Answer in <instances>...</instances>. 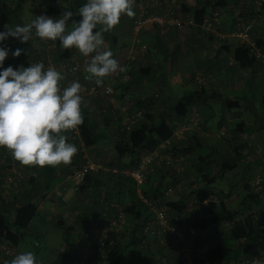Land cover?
Here are the masks:
<instances>
[{"label": "trees", "instance_id": "16d2710c", "mask_svg": "<svg viewBox=\"0 0 264 264\" xmlns=\"http://www.w3.org/2000/svg\"><path fill=\"white\" fill-rule=\"evenodd\" d=\"M251 1L183 0L179 8L182 12H193L195 24L192 27H201V29L203 28L205 20L207 18L213 20L214 13L218 12L221 18V24L218 27L214 26L219 28L223 23L222 20H224V18L222 19L223 11L231 12L236 6L240 7L237 16L245 12L248 6H251L252 12H255L254 14L257 17L258 13L255 9L256 3ZM24 2L25 0H17L15 3L9 4L3 0L0 3V31L4 30L6 25L11 26L17 24ZM84 2L85 0L66 1L68 6L65 7L74 13V16L68 22L69 24L72 25L71 20L79 19L76 12ZM57 5L56 1L51 2L49 4V10L52 13L58 12L59 15L63 12L64 7H60L61 5L58 7ZM263 8L264 4L262 5ZM230 14L233 16L232 13ZM263 14L262 16L258 15L259 19L264 17ZM131 31L136 35L133 32V28ZM141 32L136 35V38L140 37ZM105 35L109 36L110 34L106 32ZM258 35L261 38L264 37L262 33L253 31V36L257 41H259ZM36 40L38 43L34 40L21 42L17 38L9 37L3 41L0 46L5 48L9 46V54L5 58L4 67L9 65L13 67L19 65L29 66L31 63L30 58L32 61L39 57H49L43 53L45 49L41 48V44H46L47 42H43L39 38H36ZM222 41L227 44L226 39H222ZM55 42L57 44V52L60 54L59 59L55 60V62L61 65L63 59H68L72 55V48L64 49L61 47L59 40ZM111 42H114V40H111ZM142 44H144L142 40L137 43L135 39L134 50L128 54L129 63L131 64V61H133L136 65L132 66L134 71H128L133 76L126 81L123 88H121L122 84L115 86L110 82H103V84H109L113 87L115 90V99L119 103L132 105L135 107V111H141L140 118L129 128L123 125V113L120 112L121 109L116 108L115 112L111 111L113 108L112 105H109L111 102L98 90L96 95H94L100 97L101 103L97 108L100 109L102 107L103 109L108 105L107 110L96 113L95 116L92 115L91 98L82 95L83 123L76 129L63 133L70 142L76 145L77 152L73 156L70 164L62 165L64 167L63 171L66 172L63 174L65 183L62 188L67 186L69 188L73 187L80 194L88 193L90 196H95L97 204L101 207L93 209L92 206L89 207V204L88 208L86 206L82 207L76 213L78 215L76 216L74 224L67 222L62 216L56 221H53L58 227L60 226L64 230L63 246L54 264H81V259L86 249L84 248V238L79 239V236H83L86 232H89V237H91L95 233V228L98 227V222H103L108 219L102 216L101 213L111 215L113 212L116 214L123 212V219L126 218L129 221V230L121 231V222L117 220L115 225L104 232L105 237H103L102 242L97 238L98 243L95 247H91L92 252H89L84 259L85 264H92L93 262H97V264H145L147 261H149V264H184L177 250L176 252H171L177 261L169 260L167 258L169 251H165L166 245L161 242L159 244L162 250H150L152 242L158 241V239H150V237L142 233V223L151 221L155 216V211L149 203L150 200L167 207V213L172 218V222L177 228L183 229L186 242L192 244L195 248L192 255L197 262L196 264H248V262H251L250 260H253V257L249 256L250 254L247 257L244 255V252L247 254L251 245L243 249L238 242L247 239L252 240L259 234L263 235L264 239V226L263 228L260 227L258 220L254 217L255 214L249 208L250 204L255 203L253 202V198L259 197V193L253 191L247 194L249 200H246L245 207L248 208L244 210L237 209L235 205L228 206L226 201L221 197H218V201L215 200V193L213 191L214 183L223 173L238 168L239 160L225 157L222 160H212V162H209L203 159L194 167L195 161H192L193 164H191V160L187 155V152L191 151L190 141L187 139V131H184L183 137H177L176 135L177 131L191 122L192 114L196 113L194 110V107H196V98L201 93L207 91L206 82L203 83L199 79V87L192 90L189 94L183 95L176 101L167 97L161 89L157 90L156 94L153 93L146 96V99L143 101H125L121 99V93L119 91H122L123 95H126L128 86L138 81L135 78L136 75L138 77L154 75V68L158 71V60L154 61L155 64L151 63L152 65L144 67L136 63L138 58L134 53L135 50H141L143 53L150 52L149 45L147 44L146 49H140ZM224 45L222 47L231 48L228 45ZM261 45L264 48V42H261ZM113 47L112 43V52H114ZM17 48L22 49L21 54L19 56H13L12 52ZM230 51L232 52L233 63L236 66L254 68L255 71H261L258 68V58L255 52H251L247 43L236 44ZM261 68L263 69L262 75L264 79V66ZM159 69L161 70L162 68ZM62 82L60 81L61 86L66 87L72 81L69 82L65 76ZM99 86L102 87L101 85ZM211 94L217 98L222 97V94L217 89H213ZM92 99L94 98L92 97ZM222 100L225 106L231 109L236 108L241 102L248 101L243 96L224 97ZM262 100L263 108L260 110L262 112L259 118L256 113L257 111H255V117L251 116L250 118L257 122L260 121L261 128L264 129V95L262 96ZM251 102L253 103V100ZM248 104L249 101L247 102ZM197 113L198 120L193 128L196 133H203L205 131L204 125L206 118H203L200 111ZM245 122L244 119H241L239 123L236 122L235 127L231 124L229 127L234 128L237 132H241ZM110 126L115 128L114 135L113 130H110ZM111 135H113L114 140L111 146L113 160L108 164L92 160L91 156L93 157V154L88 149L92 150L102 145L110 144L112 142ZM158 150H161L163 153H170L173 161L169 165H166L164 162L156 164L153 160L152 170V164L149 167L150 169H142L145 174V182L142 184H138L130 174H125L121 171L113 172L111 170L112 167H117L120 170L137 168L145 154H152ZM127 153H131L130 158L123 160L122 156ZM0 160H2L0 164V225H5L7 228V231L3 233L2 241L11 244L17 249V246L26 240L29 233L32 234L29 215L33 207L31 203L40 200L46 195L45 190L51 187L53 179L57 177L58 166L41 167L22 165L12 158L9 150L3 147H0ZM87 160L93 161L96 164H104V166L102 168L89 169L85 173L83 180L76 183L73 177L70 176H73L74 171L79 170ZM209 163H213L218 168L217 172L211 174L213 166L212 169L209 168ZM248 163L252 162L249 161ZM9 166L23 173L21 182L18 184L12 182V186H9L5 180L7 176L6 171ZM186 182H188V185H186ZM261 183L264 184V180ZM139 190H141V193ZM175 192L177 193L176 198L173 197ZM106 211L111 212V214ZM241 212L243 214L240 215ZM175 215L178 217L176 218ZM225 221H228L229 225L227 226V233L223 234L220 233V228ZM101 229L102 227H100L99 233L103 231ZM189 231L193 234V239H191ZM34 234L39 235L36 232ZM126 236L128 238H125ZM214 238L217 239V242ZM127 254L129 255L128 260L126 258ZM6 257L8 256H0V258Z\"/></svg>", "mask_w": 264, "mask_h": 264}, {"label": "crops", "instance_id": "0c3cea01", "mask_svg": "<svg viewBox=\"0 0 264 264\" xmlns=\"http://www.w3.org/2000/svg\"><path fill=\"white\" fill-rule=\"evenodd\" d=\"M2 1L3 0H0V3ZM4 1L11 2L9 0ZM54 1H56V4H59L66 3L67 0H35L36 3L42 5L44 12H48L49 16H54V14L49 10V4ZM11 3H15V1ZM140 5H146L151 10V12H159L166 17L176 14L177 12L181 14L186 13L188 15H193V12H179L177 9L175 11L176 6L173 3L159 5L157 0H133L132 8L135 14L138 11ZM230 13H232L233 16H231ZM254 13L255 12H252L251 10V6H248V8L245 9V12H243L241 15L239 14V16H237L238 12H224L223 23L219 28L216 27L217 30L214 28V25L207 27L204 25L202 29L201 27L197 28L194 26L191 28H162L158 24H149L145 26L142 30V35L139 38L144 43L149 45L150 52L143 53L141 50H135L134 53L138 58L136 63H139L140 66L144 67L147 65H152L151 63L155 64L154 61L158 60V71L156 68H154V75H144L143 77H138L136 75L135 78H137L138 81L128 86L126 95H123L122 91L118 90L121 93V99L125 101H143L146 99V96L153 93L156 94L155 89L163 90L166 96L174 101L178 100L182 96L176 93H174V95L168 96L166 93V85L168 84L169 80H167L165 70H160L159 68L173 66L174 62L179 60L181 57V61L184 63L180 66L184 68L189 66L193 69H191L190 73L186 71L182 73L183 75L181 76L183 77V83L191 81L197 85L195 87L197 88L199 87L198 80L204 78L205 82L207 83L206 87L210 86V89L208 88L205 93H201L200 96L196 98V107H194V110L196 112L200 111L203 115V118H206V123L204 125L205 131L203 133H196L191 123L187 124L185 131H187V139L190 141L191 146V151H188L187 155L191 160V164H193L192 161H195L194 167H196L198 162L202 161L203 159L208 160L209 162H212V160H222L225 157L239 160V167L236 168L238 170L236 171L235 169L223 173L222 176L219 177V181L221 182L220 187L215 185V183H217L216 180L213 189L214 193H218L220 196L223 194V199L226 201L228 206L235 205L237 206V209L246 208V200L248 199L247 194L253 191L258 192L259 197L253 198V202L255 203H252V206L264 207V184L261 183L264 180V129L261 128V126H258V122L254 119L246 120L245 118H241L243 112L245 111L251 112L253 110H257V107L260 108L259 110L263 108L262 96L264 95V79L262 75L263 69L261 67L264 65L262 63L263 61L258 59V68L261 71H255L254 68L251 69L236 66L233 63L232 52L230 50L233 48V46L240 43V39L236 37H229V34H231L234 30H237L236 26L242 22L251 23L253 31L256 33H262L263 36L264 17L259 19V16L257 15L256 17ZM135 14L132 16H128L126 14L130 31L132 29L133 18L136 16ZM236 16L237 18L235 19ZM220 32H223L228 36L226 39L227 44L220 38ZM103 35L105 47L111 49L113 43V55L117 60H122L123 53L120 51L128 50V54L132 52L129 50H132L135 40L129 43L127 41L118 42L117 38L111 34L107 36L105 33H103ZM263 39L264 37L261 38L258 35V40L260 42H264ZM111 40H114V42H111ZM41 45V48L45 49L43 50V53L46 56L51 57L53 60L59 59L60 54L57 52V47H54L53 49L51 48V40L46 44L42 43ZM223 45H228L231 48L228 49L227 47H222ZM174 49H177L176 53ZM171 51H174L172 55ZM139 53H142L143 56H141ZM119 65L120 69L122 70L118 69L117 72L105 77L104 82L106 81L114 83L115 86L122 84L121 88H123L126 81L129 78L131 79L133 76L130 75L128 71H134L132 66H135L136 64L133 61H131V64L129 61H126L123 64L119 63ZM124 71L127 72V79H125L124 75L126 72L124 73ZM120 76H124V78H120ZM147 85L148 87L146 88ZM218 86H220L219 88L224 92H222L220 89H217ZM213 89L220 91L222 94V97H220L221 100L224 97L230 98L243 96L248 99L249 104L247 105L248 101L241 102L236 108L231 109L228 106H225L224 101L222 100L223 104L221 106V114H219L216 112L211 103L207 102L208 98H215L211 94ZM225 91L228 92L225 93ZM96 100L97 105L95 102L93 103V99L90 100L93 113H99V109L97 107H99L101 103L100 98L96 97ZM252 100L253 103L251 102ZM87 101L89 103L88 99ZM88 103L85 102L86 105H88ZM237 118L244 119L246 121L241 132H237V130L234 128L229 127L230 124H234L236 126V124L239 123L240 120L237 121V123L236 121L235 123L233 122ZM220 120L222 121L219 122ZM219 140L224 141V143H222L223 145L220 144ZM249 161L252 163H248ZM212 166L213 170H211V174L217 172L218 169L213 163H209L208 167L212 169ZM57 168V177L53 179V184H51V187L45 190L46 195L40 200L31 203L33 207L29 213L30 224L32 225L34 232L39 234V237L41 234L48 235L49 230L51 229L50 227L56 225L53 222L55 215L59 214V218L62 216L67 220L66 217H68L69 214L65 213L66 209L71 207L74 208V202H77V204L81 203L80 192H78L75 188H69L68 186L62 188L63 184L65 183L63 174L66 172L63 171L64 167L62 165L58 166ZM88 203L89 207L92 206L93 209L101 207L99 204H97L96 198L90 199ZM249 206H251V204ZM107 213L111 214V212ZM241 214L243 213L241 212L240 215ZM77 215H74L72 219L69 217V222H71V224H74ZM259 224L260 227L263 228L264 224H262V222ZM228 225V221L223 222L220 228V233H227ZM214 239L217 242V239ZM37 243L38 241L36 244ZM238 243H240V246H242L243 249H246L247 246L251 245L250 249L247 251L248 253L246 254L244 252V255L247 257H253L252 259L255 260V262L250 260L252 264H264L263 235L259 234L252 240L247 239ZM27 246L28 245L21 246L20 243L17 246V253L22 251H31V249ZM40 246L41 243L39 242L37 247L40 248ZM156 249L159 251L162 250L160 248V244H158ZM38 251H40V249ZM248 254L250 255L248 256ZM4 260L6 259L0 258V263L3 264Z\"/></svg>", "mask_w": 264, "mask_h": 264}, {"label": "clouds", "instance_id": "9594fccd", "mask_svg": "<svg viewBox=\"0 0 264 264\" xmlns=\"http://www.w3.org/2000/svg\"><path fill=\"white\" fill-rule=\"evenodd\" d=\"M133 0H85L77 9L79 19L71 20L72 10L59 16L41 14L29 23L6 25L0 31V45L9 37L21 42L59 40L64 49L75 48L85 58V79L101 85L104 78L120 69L110 48L105 47L103 33L111 31L122 14L134 15ZM17 48L13 56H19ZM9 52L0 46V147L10 151L14 160L27 166L68 165L77 147L63 134L83 123L81 95L78 80L62 87V73L43 61L29 66L4 67ZM3 264H42L32 251L15 254Z\"/></svg>", "mask_w": 264, "mask_h": 264}, {"label": "built area", "instance_id": "2783aa9c", "mask_svg": "<svg viewBox=\"0 0 264 264\" xmlns=\"http://www.w3.org/2000/svg\"><path fill=\"white\" fill-rule=\"evenodd\" d=\"M251 2L256 3L255 9L257 10L258 15L262 16L264 12L263 11L264 8L262 9L264 0H252ZM157 3H159V5H163V3L171 4L173 2L172 0H163V1L157 0ZM138 12L139 14L135 16L132 25L133 32L136 35L139 34L142 31V29L149 24H158L162 28L170 27L169 25H172V27L191 28L192 25L195 24V18L193 15H187V17H184L182 15H171L166 17L160 14L159 12L157 13L151 12V10L146 5L141 6V8L139 7ZM220 24H221V18L219 17L218 12L214 13L213 21L207 18L204 23L206 27L211 25H215L218 27ZM236 28L237 30H234L231 34H229V37L231 38L236 37L240 39V43H247L250 47L251 52H255L256 57L258 59H261L264 65V48L262 47L261 42L257 41L254 38L252 31V24L242 22L238 24ZM219 35L221 39H227L228 37L223 32H220ZM34 41L37 42L36 38H34ZM41 41L48 42L49 40H41ZM136 41L138 43V41H141V39L137 37ZM146 46H147L146 43H144L142 44L140 49L144 50L146 49ZM6 48L9 49V46H7ZM71 52L72 55L70 56V58L63 59V63L61 62V65H59L57 62H55V60H53L50 57H39L36 60H32V61L30 58V62L43 61L46 67L51 65L57 68L62 73L63 77L65 76L67 77V80H69V82L78 80L82 85L81 95L89 96L91 99L92 97H94V95H96L97 91L100 90L103 93V95L106 98H108V100L111 102L109 104L113 106L111 111L115 112L116 108L121 109L120 112L123 113V125H126L129 128L135 121L138 120V118H140L141 111H135V107L132 105L119 103L115 99V90L109 84H101L102 87H100L95 84L94 79L93 80L85 79V77L88 75V73H85V71L83 70V66H85V58L75 48H72ZM107 106L106 108L104 107L103 109L101 107L99 109V112H105L107 110ZM197 117H198L197 112L193 114V116L191 117L190 119L191 122L189 123H191L192 126H194L197 123L198 120ZM186 128H187V124L184 125L182 129L177 131L176 132L177 137H183ZM153 160L155 161L156 164L164 162L166 165H169L173 161V157L170 153H163L161 150H158L153 152L152 154H145L141 160V163L139 164V167L137 168H134L132 170H128V169L120 170L117 167H112L111 170L113 172L121 171L125 174H130L138 182V184H142L145 182V174L143 173L142 169L148 170ZM1 162L2 160H0V164ZM103 166L104 164L103 165L101 163L96 164L93 161L87 160L86 163L79 170H75L73 176L70 177H73V180L76 183H78L83 180L85 173L89 169L102 168ZM152 169H153V164L151 166V170ZM6 172H7V176L5 180L9 186H12V182L14 184L15 183L18 184L19 182H21L23 173L17 171L12 166H9ZM139 191L141 193V190ZM145 200L148 201L147 199ZM149 203L152 205L155 211V216L151 221L142 223L143 235L150 237V239L156 238L162 244L166 245L165 251L166 250L169 251L167 256L169 260L177 261L174 255L171 253V252H176L177 250L182 257L184 264H196L197 262L192 255L193 251L195 250L194 246L186 242L183 229L177 228V226L172 222V218L169 217L167 213V207L156 204L151 200ZM175 216L176 218L178 217L177 215ZM117 220L123 221V212L118 213L117 219H114V221L110 222L111 226L115 225L117 223ZM97 229L98 228H95V231ZM99 229L97 230L98 234L96 238L94 236L95 233L91 237H89L90 235L89 232H86L82 236L87 246L84 245L86 247V252L83 255V258L81 259L82 260L81 264H85L84 259L87 257V254L89 252H92L91 247H95V245L98 243L97 238L99 239L100 242H102L103 237H105L104 232L107 231V229L102 228L101 230L103 231L101 233L98 232ZM6 231L7 228L5 227V225H0V256L1 257L12 256L16 253L15 248L11 244L2 241L3 233H5Z\"/></svg>", "mask_w": 264, "mask_h": 264}, {"label": "rangeland", "instance_id": "374dc122", "mask_svg": "<svg viewBox=\"0 0 264 264\" xmlns=\"http://www.w3.org/2000/svg\"><path fill=\"white\" fill-rule=\"evenodd\" d=\"M9 1H11V2L15 1L16 2V0H9ZM182 1L183 0H172L173 4H175V6H176L175 10L177 9L178 11H181L179 6L181 5ZM11 2L7 1V3H9V4ZM60 4H61V6H60ZM64 5L68 6L67 3H59L57 6L58 7L59 6L60 7H64ZM141 6H143V5H140V8H141ZM212 10L214 11V9H212ZM239 10H240V7L236 6L235 9L233 11H231V12H238ZM223 12H226V11H223ZM41 14H47L48 15V12H44L42 5L36 3L35 0H25V2L23 4V9H22V11L19 14L20 18L18 19L17 24L29 23L31 21V19L34 18V16L41 15ZM53 14H54V16H59L60 15V14L58 15V12H53ZM134 14H135V12H134ZM137 14H139L138 11L136 12L135 15H137ZM172 15H182L184 17H187L188 14H186V13L181 14V13L177 12L176 14H172ZM209 17H210V15H209ZM223 18H224V16H223ZM222 22H223V20H222ZM169 26H170V28L172 27V25H169ZM67 28L71 29L72 25L68 23L67 24ZM214 28L217 30L216 27H214ZM107 33H109V34L113 35L115 38H117L118 42H121V41H125L126 42L127 41L129 43V42L134 41L136 39V35H134L130 31V29L128 27V18H127L126 14H122L119 23L117 25H115L114 28L111 31L107 32ZM141 35H142V32H141L140 36ZM56 45L57 44H56L55 41H51V48L52 49L54 47L56 48ZM127 51L128 50L120 51L123 54H122V60L118 59L119 63L123 64L124 62L128 61V58H127L128 57L127 56L128 52ZM129 51H133V48H132V50H129ZM174 51L176 53L177 49H174ZM174 51H171V55H172V53H174ZM139 54H141V56H143L142 53H139ZM117 55H118V52H117ZM181 58H179V60L174 62L173 66H166V67L162 68L163 70H165V73H166V76H167V80H169L168 84H167L168 88L166 87V89H167L166 93L168 94V96L174 95V93H176V94H178L180 96H183L184 94H189L197 86L196 84H194L191 81L183 83V81H182L183 77L181 76V75H183L182 73L184 71L190 73L192 68L189 67V66H186V68L180 66L181 64L184 63L183 61H181ZM125 72L126 71H124V73ZM126 75H127V73L124 75L125 79H127ZM124 76H120V78H124ZM200 78H202V77H200ZM200 80H202L203 83L205 82L204 78H202ZM111 84L114 85V83H111ZM198 84H200V83L198 82ZM148 85L146 86V88L148 87ZM206 86H207V83H206ZM219 87L220 86H218L217 89H220ZM206 88L210 89V86L206 87ZM155 90L157 91L158 89H155ZM220 90L222 92H224L222 89H220ZM227 92L228 91H225V93H227ZM223 96H224V94H223ZM93 98H94L93 99V103L94 102L96 103L97 102L96 97L94 96ZM214 99H216V100H214ZM214 99L208 98L207 102L211 103V105L215 108L216 112L221 114L220 111H221V106H222L223 102H222L220 97H218V98L215 97ZM96 105H97V103H96ZM82 109H83V106H82ZM259 109L260 108L257 107V110H253L252 113L245 111V112H243V115H242L241 118H245L246 120H251V118H250L251 116L255 117V111H257L256 112L257 115L260 116L262 111H260ZM258 111H259V113H258ZM95 114L96 113H94L92 115L95 116ZM239 120H241V119L237 118L233 122L235 123V121L237 122ZM232 126H235V125H232ZM258 126H261L260 121L258 122ZM110 128H111L110 130H113L112 132H113V135H114L115 128L113 126H110ZM179 134H180V132H179ZM113 135H111L112 142L110 144L108 143L106 145H102V146L97 147L96 149H92V150L88 149V151L92 152V154H93V157L91 156L92 160L97 161V162L101 161V163L103 162L104 164H108L109 162H111L113 160V152L111 150V146L113 145V142H114ZM219 142H220V144L224 143L223 140H219ZM130 156H131V153H127V154L122 156V159L123 160H127V159L130 158ZM183 156H184V154H183ZM188 164L190 165V163H188ZM237 170L238 169H236V171ZM219 180H220V178L217 179V183H215V185L216 186L218 185L220 187V185H221L220 183L221 182ZM186 185H188V182H186ZM176 192H178V190H176ZM176 192H175V194L173 196L174 198H176V196H177ZM80 196H81L80 197L81 198L80 199L81 203L77 204V202H74V204H75L74 208L71 207V208L66 209L65 213L69 214V216L66 217L67 218V222H69L70 219H72V217L74 215H76V213L78 211H80V209L82 207L86 206V208H88V204H89L88 202H89L90 199H92V198L95 199L96 198L95 196L93 197V196L88 195V193L80 194ZM218 197H222L223 198V194L220 196L218 193H215L214 199L218 201ZM249 208H251L253 214H255V216H254V217H256L255 219H257L259 221V223L262 222V224H264V207L252 206V204H251V206H249ZM242 210H244V209H242ZM101 215L105 216V218H108V219H106L103 222H98V227H96V228L102 227V228L110 229V227H111V223L110 222L114 221V219H117V214L115 212H113L111 215H108V214L104 215V213H101ZM69 217H70V219H69ZM58 218H59V214L55 215L54 221L57 220ZM120 222H121L120 230L121 231H128L129 227H130L128 219L125 218V219H123V221H120ZM50 228L51 229L49 230V234L48 235L41 234L40 237H39V235L34 234L35 233L34 230L31 229L32 234L29 233V235L26 237V240L21 243V246L28 245L27 247L31 249V251L36 255V258L38 260L42 261V264H54V261L58 257L59 252H60V250L62 249V246H63L64 230L61 229L60 227L55 226V225H53ZM97 230L95 231V234H94L95 238H96V236L98 234ZM189 232H190L191 239H193L194 238V236H192L193 234L191 233V231H189ZM125 238H128V237L126 236ZM79 239H82V235L79 236ZM37 241H38V243L39 242L41 243L40 248L37 247V245H36ZM159 243H160V241L152 242V246H151L150 250H157L156 248H157ZM206 244H204V246H206ZM34 245H36V246H34ZM84 245L87 246L86 243H84ZM85 246H84V248L86 249ZM39 249H40V251H38ZM17 250H18V248L15 249L16 254H17ZM128 256L129 255L127 254V256H126L127 260L129 259ZM12 257H13V255H12ZM12 257L8 256L5 259L10 260ZM253 261L255 262V260H253ZM250 263L251 262H248V264H250ZM92 264H97V262H93ZM145 264H149V261H147Z\"/></svg>", "mask_w": 264, "mask_h": 264}]
</instances>
